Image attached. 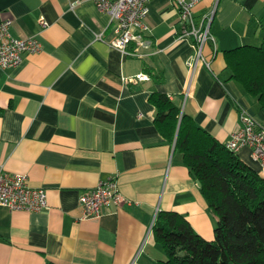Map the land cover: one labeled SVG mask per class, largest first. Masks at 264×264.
I'll return each instance as SVG.
<instances>
[{"label": "crops", "instance_id": "1", "mask_svg": "<svg viewBox=\"0 0 264 264\" xmlns=\"http://www.w3.org/2000/svg\"><path fill=\"white\" fill-rule=\"evenodd\" d=\"M212 10L216 41L204 49L212 68L192 73L195 47L178 39L169 0L149 1L142 56L110 43L111 17L94 0H0V21L12 19L15 36L41 43L20 65L0 67V169L26 175L49 200L42 211L0 205V264H158L167 258L153 235L160 210L183 214L214 239L215 217L150 102L153 92L167 93L223 143L242 112L264 126V107L230 78L224 54L263 42L264 0H203L196 16ZM142 72L148 80H128ZM238 154L264 177L251 147ZM113 176L123 203L81 218L83 190Z\"/></svg>", "mask_w": 264, "mask_h": 264}, {"label": "trees", "instance_id": "2", "mask_svg": "<svg viewBox=\"0 0 264 264\" xmlns=\"http://www.w3.org/2000/svg\"><path fill=\"white\" fill-rule=\"evenodd\" d=\"M230 78L264 107V40L224 51ZM158 130L176 150L215 217V237L200 235L177 211L160 210L153 235L166 251L158 264H264V177L230 150L170 95L153 92Z\"/></svg>", "mask_w": 264, "mask_h": 264}, {"label": "built area", "instance_id": "3", "mask_svg": "<svg viewBox=\"0 0 264 264\" xmlns=\"http://www.w3.org/2000/svg\"><path fill=\"white\" fill-rule=\"evenodd\" d=\"M98 9L111 17L114 37L110 43L123 51L142 56L141 49L149 47L146 34L150 27L146 21L150 0H94ZM179 11L180 31L178 39L189 40L195 47L194 55L188 60V66L194 73L199 65L212 68V60L204 49L209 42L215 43L211 32L214 10L196 16V7L203 0H169ZM42 26L48 25L44 16L40 18ZM14 21H0V67L9 68L20 65L26 54L35 53L41 49V43L36 38L17 37L12 32ZM102 37V35H99ZM135 43L133 51L128 46ZM147 73L128 79L133 82L148 80ZM226 146L235 152L245 146L252 148L259 159L264 173V126L246 112L241 113V127L225 142ZM124 196L120 190L118 178L113 176L94 187L84 189L80 195L82 217L99 218L111 206H120ZM0 205L11 210L42 211L48 208V191L45 188H34L29 185L28 178L22 173L0 169Z\"/></svg>", "mask_w": 264, "mask_h": 264}, {"label": "water", "instance_id": "4", "mask_svg": "<svg viewBox=\"0 0 264 264\" xmlns=\"http://www.w3.org/2000/svg\"><path fill=\"white\" fill-rule=\"evenodd\" d=\"M214 16H215V12H214V14H213V18H212V20L214 19ZM176 143V142H175Z\"/></svg>", "mask_w": 264, "mask_h": 264}, {"label": "bare ground", "instance_id": "5", "mask_svg": "<svg viewBox=\"0 0 264 264\" xmlns=\"http://www.w3.org/2000/svg\"><path fill=\"white\" fill-rule=\"evenodd\" d=\"M34 188H36V187H34ZM124 200H125V197H124ZM152 227V226H151Z\"/></svg>", "mask_w": 264, "mask_h": 264}]
</instances>
